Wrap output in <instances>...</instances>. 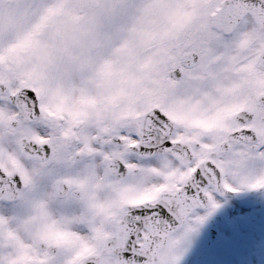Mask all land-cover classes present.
<instances>
[{"label": "snow or ice", "instance_id": "obj_1", "mask_svg": "<svg viewBox=\"0 0 264 264\" xmlns=\"http://www.w3.org/2000/svg\"><path fill=\"white\" fill-rule=\"evenodd\" d=\"M0 264H264V0H0Z\"/></svg>", "mask_w": 264, "mask_h": 264}]
</instances>
